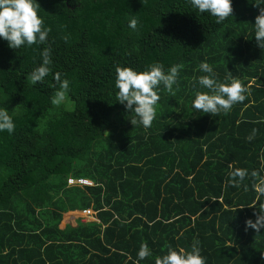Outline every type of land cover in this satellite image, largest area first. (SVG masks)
<instances>
[{
	"label": "trees",
	"instance_id": "1",
	"mask_svg": "<svg viewBox=\"0 0 264 264\" xmlns=\"http://www.w3.org/2000/svg\"><path fill=\"white\" fill-rule=\"evenodd\" d=\"M37 3L51 28L46 44L11 49L0 38V107L16 126L0 132V264H134L142 242L152 256L139 264H155L166 246L190 251L194 240L206 264H264V229L245 230L255 220L251 179L247 192L226 183L230 164L264 175V49L254 37V0H232L222 24L189 0ZM45 47L51 73L33 85ZM201 62L250 95L219 116L193 109L195 93L208 91L193 85L206 75ZM155 63L165 72L184 67L174 97L158 89L145 129L117 101L115 68L142 72ZM57 72L70 82L59 108L51 104ZM67 177L92 184L67 186ZM84 209L92 219L62 220Z\"/></svg>",
	"mask_w": 264,
	"mask_h": 264
},
{
	"label": "clouds",
	"instance_id": "2",
	"mask_svg": "<svg viewBox=\"0 0 264 264\" xmlns=\"http://www.w3.org/2000/svg\"><path fill=\"white\" fill-rule=\"evenodd\" d=\"M189 3L199 13L210 14L215 18L217 24H222L232 16L234 11L232 0H189ZM261 5H264V0H254L253 6L259 9V14L255 17L254 37L257 45L264 49V7ZM39 8L37 0H0V38L6 40L11 49L47 43L51 28L44 26V20L38 14ZM129 27L136 30L138 20L132 18L129 21ZM40 55L42 63L29 76L33 85L42 83L44 78L51 73V48L45 47ZM183 67V64H175L165 72L162 64L155 63L149 65L147 70L137 72L130 67L116 66L115 88L118 90L116 98L126 110L134 113V117L130 121L133 126L139 124L145 129L152 127L160 100L158 89L163 85L164 90L174 97L176 89L173 86L177 84L179 73ZM198 70L206 75L194 77L193 85L195 86L198 82L202 88L208 89L207 92L197 91L191 102V107L198 112L212 116H219L221 113L227 114L235 104L243 103L250 95L249 89L230 74L225 78L230 82H220L212 66L207 62H201ZM54 80L58 87L51 97V104L59 108L68 99L70 82L67 79L62 80L59 72L54 74ZM15 127L9 111L0 107V132L7 131L12 134ZM257 133L258 129L253 128L246 140L251 142ZM107 135H111V133L109 132ZM228 167L230 169L226 181L228 185L235 188L243 185L244 191L247 192L249 186L244 184V181L251 179V188L256 196L248 207L256 209L253 212L255 220L247 219L245 230L250 228L259 233L261 229H264V200H262L264 197V175H261L258 170H252L249 173L245 168H233L231 164ZM242 208L243 206L240 207V209ZM199 244V240H194L190 251H186L184 248L177 251L166 246L167 253L157 256L155 264H206V258L201 255ZM150 256H152V252L147 242H142L134 264H139L141 260Z\"/></svg>",
	"mask_w": 264,
	"mask_h": 264
},
{
	"label": "built area",
	"instance_id": "3",
	"mask_svg": "<svg viewBox=\"0 0 264 264\" xmlns=\"http://www.w3.org/2000/svg\"><path fill=\"white\" fill-rule=\"evenodd\" d=\"M91 184L92 183L88 179H84V178H71V177L66 178L67 186H81V185H91ZM75 212H78V211H75ZM77 214H79V216L84 218L86 216H89L88 214L93 215V212L90 211L89 209H84L78 212Z\"/></svg>",
	"mask_w": 264,
	"mask_h": 264
},
{
	"label": "rangeland",
	"instance_id": "4",
	"mask_svg": "<svg viewBox=\"0 0 264 264\" xmlns=\"http://www.w3.org/2000/svg\"><path fill=\"white\" fill-rule=\"evenodd\" d=\"M78 212H75V213H71V212H66V213H64V214H62V220H67V221H71L72 220V218L73 219H75L76 218V216H79V214H77ZM89 216H86V217H84V218H91L92 219V217H91V215L92 214H88ZM79 217H81V216H79ZM62 224V223H61Z\"/></svg>",
	"mask_w": 264,
	"mask_h": 264
},
{
	"label": "water",
	"instance_id": "5",
	"mask_svg": "<svg viewBox=\"0 0 264 264\" xmlns=\"http://www.w3.org/2000/svg\"><path fill=\"white\" fill-rule=\"evenodd\" d=\"M102 133H103V135H105V133H106L105 130H103Z\"/></svg>",
	"mask_w": 264,
	"mask_h": 264
}]
</instances>
